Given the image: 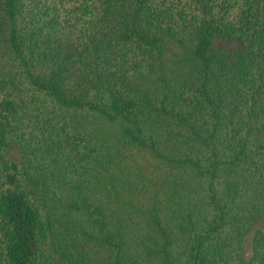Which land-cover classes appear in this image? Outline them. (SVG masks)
<instances>
[{
	"label": "trees",
	"instance_id": "1",
	"mask_svg": "<svg viewBox=\"0 0 264 264\" xmlns=\"http://www.w3.org/2000/svg\"><path fill=\"white\" fill-rule=\"evenodd\" d=\"M262 219L264 0H0V264H264Z\"/></svg>",
	"mask_w": 264,
	"mask_h": 264
},
{
	"label": "rangeland",
	"instance_id": "2",
	"mask_svg": "<svg viewBox=\"0 0 264 264\" xmlns=\"http://www.w3.org/2000/svg\"><path fill=\"white\" fill-rule=\"evenodd\" d=\"M215 46L218 48H223V49L231 51L237 47V44L229 43L222 38H216ZM12 156L16 159L19 158V149L17 147L13 148ZM256 226L260 227L264 231V219L260 220ZM253 237H254V232L252 231L245 238V249H246L248 256H250L252 253Z\"/></svg>",
	"mask_w": 264,
	"mask_h": 264
}]
</instances>
